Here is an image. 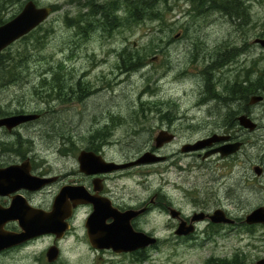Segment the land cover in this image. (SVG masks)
<instances>
[{"label":"flooded vegetation","instance_id":"obj_1","mask_svg":"<svg viewBox=\"0 0 264 264\" xmlns=\"http://www.w3.org/2000/svg\"><path fill=\"white\" fill-rule=\"evenodd\" d=\"M196 1L200 0H195L194 6V11L198 13L202 9L197 7ZM212 1L203 2H206L210 9ZM113 2L117 6L113 3L103 5L92 0H83L80 2L81 11L78 15L66 17L70 25H80L81 29L77 33L84 39H80V43L74 46L68 44L63 65L69 73L65 99L74 100L77 105L83 107L82 117H86V134L80 148L73 144L67 134L61 137L63 147L58 148L57 152L58 157L64 160L63 167L57 169L47 158L40 155L39 131L32 124L42 118L43 112L54 115L55 109L17 110L9 113L0 110V119L16 115L37 116L12 127L0 125V264H55L62 254L63 242L71 236L76 219H82V238L89 244L86 223L93 212V204L84 201L85 197L100 200L110 212H136L130 221L134 230L154 237L156 236L144 231L141 226L149 224L147 218L155 211L166 218L165 224L172 226L173 234L178 239H194L201 229L207 236L204 239L212 241L215 235L223 236L226 227H232L238 222L244 224L247 230H264V224L261 222H246L251 213L259 208L264 209V112L260 109V106L264 105V69H258L254 64L248 65L247 59L238 66L231 64L232 52L249 55L253 47L263 48L256 40L264 37L254 38V46L243 44L231 49L227 45L216 47L218 51L210 56V61H205L203 71L199 72L205 80L206 89L203 88L204 93L202 94V89L195 98V107L186 110L179 107L168 109L166 98L157 93L160 89L159 77L163 75H157L150 60L142 61L139 54H132L127 44L118 43V40H115V32L106 31L121 24V9L126 15L125 23L129 25L135 21L133 5L127 6L125 0L122 6ZM128 2L131 4L133 0ZM50 7L51 13L57 10L53 4ZM96 18L101 24L95 23ZM96 29L106 32H93ZM103 42L111 43L109 49L119 54L120 62L110 70L109 75L113 76L117 70V78L141 76L139 81L142 86H137L138 92L145 90L131 96L132 104L138 103L131 105V109H120L117 103L122 81L117 83L114 80L115 83H109L108 87L107 81L104 85L102 72L99 74L97 71H103V67L98 61L94 47L99 43L100 48H103ZM88 44L93 50L87 49ZM126 51L129 52L127 57L121 55ZM89 53L93 54V62L89 60ZM77 62H80L79 66ZM56 66L58 65L49 68V89L52 92L48 96L55 100L61 96L56 91ZM209 71H213L215 75L211 76ZM215 84L223 87L213 96L216 92L209 85ZM216 98H223L224 106H227L220 120L215 117L216 111L210 106ZM106 99H111V102L114 99V104L107 107V104H103V101L107 103ZM91 100L97 102V108L87 107ZM103 106L107 108L104 109ZM139 115L142 118L135 119V116ZM244 119L250 125H245ZM65 127H71L65 129L67 132L71 131L72 127H77V124L74 122L73 125L70 120ZM148 129L157 134L163 132L170 139L156 146L154 136L137 149L128 148L129 150L119 153L121 141L115 135L116 132L121 130L128 134L129 138ZM184 132L192 135L179 141L180 147L177 150L169 149V145L174 143L175 139L183 137ZM81 152L92 153L85 161L98 160L100 167L82 169L79 162ZM147 152L161 159L153 163L126 166ZM184 156H195L202 162L214 157L221 160L219 162L224 168V173L217 178L219 182L215 189L220 193L222 191V198L216 194L211 179L204 183L199 180L192 188L188 186V182L185 183V179L175 182L172 190L179 192L181 196L178 199L162 187L144 196L120 194L121 182L139 177L144 185L155 173L152 168L159 167L158 173L162 178L169 172L179 177L187 170L201 168L200 164L194 165L193 162L190 165L187 162V166L183 165L181 161L186 160ZM119 165L126 167L120 168ZM92 169L95 171L88 172ZM200 170V176L209 177L211 169L207 165L204 170ZM188 177L189 175L186 181L191 182ZM136 181L139 184V180ZM62 191L64 197L60 198ZM73 191H79L81 196L74 195ZM57 204L70 212L65 218L68 229L62 237L56 238L54 233H31L25 229L31 224L34 225L36 216L40 213H52ZM216 211H220L225 220H233V223L212 221L211 216ZM233 211L243 212L244 216L238 220L239 218L232 216ZM104 221L111 224L114 218L107 215ZM181 222L192 226L193 231L189 234H176ZM40 245H44L42 249L39 248ZM55 246L59 249V257L56 261L49 262L47 252ZM256 247L260 251L256 260L264 258V247ZM101 251L113 252L110 249ZM145 252V249H140L125 254L141 258L147 256Z\"/></svg>","mask_w":264,"mask_h":264},{"label":"rangeland","instance_id":"obj_2","mask_svg":"<svg viewBox=\"0 0 264 264\" xmlns=\"http://www.w3.org/2000/svg\"><path fill=\"white\" fill-rule=\"evenodd\" d=\"M34 1L40 7L53 4L57 10L51 13L47 20L36 30L34 39H39V43H37L41 48L38 51H33L32 59L25 63L29 69L21 70L24 77L0 81L3 82V84H0V110L9 113L17 110L55 109L54 115L43 112L42 118L32 124L39 131L40 155L47 158L58 169L63 167L64 163V160L58 157L57 152L58 148L63 147L61 137L67 134L73 144L80 148L83 136L86 134V117H82L83 107L77 105L74 100L65 99V86L69 80V73L63 66L68 44L74 46L80 43V39H84L77 33L81 29L80 25L73 26L66 21V17L78 15L81 11L80 2H83V0ZM93 1L103 3V5L108 3L115 5L113 2L115 1L119 6L123 5V0ZM158 2L156 10L159 17H145L143 11L140 10L139 14L142 20L139 22L134 21L128 25L127 22L125 23L124 10L121 9L119 12L121 24L106 31L115 32V40H118V43L127 44V48L132 54H139L142 61L150 60L157 75H163L159 77L160 89L157 93L159 95L163 94L162 97L166 98L168 109L179 107L186 110L194 108L195 98L205 88V80L199 72L203 71L205 61H210V56L218 51L216 47L227 45L231 49L240 47L243 44L254 46V38L264 37V0H241L239 5L243 9L242 17H231L222 10L208 9L206 4L202 5L200 7L202 11L197 13L194 11L195 2L192 0H160ZM23 5L24 3L9 8L5 15L6 21L11 19V15L14 17L18 14ZM201 12L202 14H200ZM95 23L101 24L97 18ZM106 31L96 29L93 32ZM95 38L93 37V39ZM27 42L30 43V40L20 39L11 44L7 51L15 53L16 50H22ZM102 45L103 48H100L99 43L94 47L96 48L98 61L102 63L101 66L103 67V71L101 69L97 71L99 74L102 72L104 85L107 81L108 87L109 83H115L114 80L117 83L122 81L117 103L120 109H131V105L138 104H132L131 96L137 94L139 84L141 88L142 83L139 81L141 76L137 75L136 78L128 79L125 76L117 78V70H115L116 73L113 76L109 75L110 70L120 62L119 54L117 51L109 49L111 43L103 42ZM87 49L91 51L93 47L89 45ZM252 49V52L249 53L252 57L244 53L232 52V66H238L247 59L248 65L254 64L258 69H264V48L257 46ZM89 54V60L93 62V54ZM128 54L127 51L121 53L125 57ZM55 65H58L55 74L58 79L56 81V91L61 95L57 100L48 97L50 96L49 93L52 92L49 89V68ZM79 65L80 62H77V66ZM209 74L211 76L215 75L213 71H209ZM209 86L216 92L213 96H216L223 87L217 84ZM144 90L141 89L138 93H142ZM222 99L216 98V101L210 104L211 109L216 111L215 117L219 120L223 118L227 109ZM106 101L107 103L103 101V104H107V107L114 104V99L112 102L111 99H106ZM137 101L139 102V100ZM142 102L144 101L142 100ZM87 104L89 109L97 108V102L91 100ZM107 107H104V109ZM260 109L264 112L263 104ZM138 118H142V116H135V119ZM70 120H72L73 125L76 122L77 127H72L71 131L66 132V128H71L65 127ZM262 123L264 125V116ZM184 133L183 137L175 139L174 143L169 145V149L177 150L180 147L178 146L179 141L192 135L188 132ZM156 134L157 132L148 129L127 138L128 134L121 130L116 132L115 135L121 141L119 153L129 150L128 148L135 147L137 149L141 147ZM183 158L186 160L181 161V163L185 166H187V162L189 165L193 162L194 165L200 164V169L204 170L207 165L211 169L209 177L200 176L199 172L201 170L193 168L191 171L183 172L185 175L182 174L179 177L173 172H169L162 178L158 173L159 167H156L152 168L155 169V173L150 176L144 185L139 177L121 182L120 194L144 196L162 187L167 189L175 199H178L181 195L176 190H172L175 182L185 179V183L188 182V186L192 188L193 184L195 187L199 180L204 183L211 179L215 185L213 188L216 194L222 198V191L220 193L219 190L216 191L217 189H215L217 182H219L217 178L224 173V168L219 162L221 160L214 157L202 162L195 156H184ZM136 172H138L137 169ZM188 175L191 182L186 181ZM136 180H139V184ZM186 210L188 211L189 208H186ZM231 214L239 218L238 220L244 216L243 212L237 211H233ZM165 219L162 214L155 211L147 218L149 224L141 226L144 231L152 233L158 240L154 246L145 248V255L147 256L142 261H138L136 258L140 257L136 255L93 250L88 243L86 244L83 241L82 219H76L73 223L74 228L70 233L71 236L63 242L61 246L62 254L55 264H222L221 261H227V264H238L233 263V260L247 264L254 262L256 257L260 255L256 245L264 247V230L260 228L247 230L244 224L239 222L232 227H226L223 236L218 237L215 235L212 241L204 239L207 236L201 232V229L194 239L185 240L178 239L173 234L172 226L166 225ZM43 246L40 245L39 248L42 249ZM212 257L221 260L216 261Z\"/></svg>","mask_w":264,"mask_h":264},{"label":"water","instance_id":"obj_3","mask_svg":"<svg viewBox=\"0 0 264 264\" xmlns=\"http://www.w3.org/2000/svg\"><path fill=\"white\" fill-rule=\"evenodd\" d=\"M50 14V6L40 7L37 6L33 0H27L18 14L0 25V53L12 43L38 27L50 16ZM256 41L264 47V38L257 39ZM36 117V115H16L5 117L0 119V125L12 127L25 121L35 119ZM243 123L245 125H250L245 119L243 120ZM168 139H170V137L167 138L163 132L158 133L154 138L156 146H160L163 142L168 141ZM222 152L224 153V149H222ZM90 156H92V153H80L79 162L82 169L96 166L100 167L101 163L98 160L88 159L87 162L85 161L87 158H90ZM160 159V157H155V155L147 152L142 154L139 159L127 164L126 166L153 163L159 161ZM126 166L119 165L120 168ZM116 167L118 166L116 165ZM94 169L88 170V172H93L95 171ZM73 194L81 196L79 191H73ZM59 197H64V191L61 192ZM84 199V201L91 202L93 204V212L89 216L86 223L88 241L91 247L99 250L110 249L115 253H131L156 244V237L143 231L134 230L130 224V221L136 212L134 213L132 210L125 213H119L117 211L110 212L108 207L103 205L100 200L93 198L90 199L87 197ZM62 207L63 206H59L57 204L52 213H40L36 216L34 225L32 226L31 224L29 228L25 227V229L31 233H54L56 238L62 237L63 233L68 229L65 218H67L70 214L68 210H63ZM107 215L113 216L114 222L106 224L104 220ZM221 215L222 213L220 211H216L215 214L211 216L212 221L233 223V220H225L221 217ZM246 222H261L264 224V209L259 208L251 213ZM192 231V226H187L185 222H181L176 230V234H189ZM58 257L59 249L56 246L51 247L47 252L48 261H56ZM249 264H264V258H260Z\"/></svg>","mask_w":264,"mask_h":264},{"label":"trees","instance_id":"obj_4","mask_svg":"<svg viewBox=\"0 0 264 264\" xmlns=\"http://www.w3.org/2000/svg\"><path fill=\"white\" fill-rule=\"evenodd\" d=\"M26 1L27 0H0V25L6 22L5 15L7 14L9 8H12L15 5L17 6L18 4L22 5ZM158 1L160 0H133V2L129 4L128 0H125V3L127 6L133 5L134 18H135L134 20L135 22H139L142 20L139 14L140 10L143 11V15L145 17H149V18L159 17L158 11L156 10V7L159 3ZM192 1L195 2V0ZM203 1L204 0H200L199 2L196 1L197 7L200 8L202 5L206 4ZM239 4H241V0H219V1H213V3L210 4V8L222 10L231 17H236V16L242 17L243 9ZM41 25H39L36 29L32 30L29 34L20 38V39H25L26 41L30 40V43L29 42L25 43L22 50H16L14 51L15 53H11L7 51L9 50L10 47L8 46L6 49H4L3 52L0 53V81L21 79L24 77L23 71L29 69V67L25 63L28 60L32 59L33 51H38L41 48L38 44L39 39L36 40L34 39L36 30ZM31 46L32 48H30ZM0 84H3V82H0ZM145 258H146L145 256H142L141 258L137 257L136 259L138 261H142ZM221 262L222 264H227V261L226 262L221 261ZM233 263L243 264V263H239L236 260H233Z\"/></svg>","mask_w":264,"mask_h":264},{"label":"bare ground","instance_id":"obj_5","mask_svg":"<svg viewBox=\"0 0 264 264\" xmlns=\"http://www.w3.org/2000/svg\"><path fill=\"white\" fill-rule=\"evenodd\" d=\"M233 19V18H232ZM137 21V20H136ZM132 71V70H131ZM134 72V71H133ZM140 102V101H139Z\"/></svg>","mask_w":264,"mask_h":264}]
</instances>
